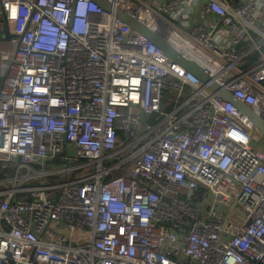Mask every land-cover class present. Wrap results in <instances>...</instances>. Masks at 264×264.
Returning <instances> with one entry per match:
<instances>
[{"label":"built area","instance_id":"obj_1","mask_svg":"<svg viewBox=\"0 0 264 264\" xmlns=\"http://www.w3.org/2000/svg\"><path fill=\"white\" fill-rule=\"evenodd\" d=\"M103 1L0 0V264H264V0Z\"/></svg>","mask_w":264,"mask_h":264},{"label":"water","instance_id":"obj_2","mask_svg":"<svg viewBox=\"0 0 264 264\" xmlns=\"http://www.w3.org/2000/svg\"><path fill=\"white\" fill-rule=\"evenodd\" d=\"M102 5L105 6V2L103 0H94ZM107 7V6H106ZM117 15L122 18L125 22L129 23L133 28L141 31L144 35L148 36L151 40L154 41V43L161 47L166 53H168L173 62L178 63L182 67L194 72L203 82L208 81V76L206 73H204L203 69L199 67L197 64H194L192 62L187 61L182 55L174 52L171 50V48L167 45V43L161 38H157L148 31L143 25L139 23V21L129 15H127L124 11L118 9ZM138 21V22H137ZM0 39L9 41L11 39V35L9 33L8 24L6 17L3 16L0 20ZM4 82V76L0 75V89L2 88ZM214 89H217L218 87L216 85H212ZM223 93V92H222ZM227 100L233 102L237 107L242 109L244 114L247 115L249 120H251L255 128H257L262 135L264 136V118L257 115L248 105L240 102L236 98H233L232 96L226 95Z\"/></svg>","mask_w":264,"mask_h":264},{"label":"trees","instance_id":"obj_3","mask_svg":"<svg viewBox=\"0 0 264 264\" xmlns=\"http://www.w3.org/2000/svg\"><path fill=\"white\" fill-rule=\"evenodd\" d=\"M260 61V53L258 51H255L251 54H249L242 63V66L246 67V68H251L253 66H255L256 64H258Z\"/></svg>","mask_w":264,"mask_h":264},{"label":"crops","instance_id":"obj_4","mask_svg":"<svg viewBox=\"0 0 264 264\" xmlns=\"http://www.w3.org/2000/svg\"><path fill=\"white\" fill-rule=\"evenodd\" d=\"M1 19H2V15L0 14V20ZM11 47H12V45H11L10 41L0 39V51H2L4 49H9Z\"/></svg>","mask_w":264,"mask_h":264},{"label":"bare ground","instance_id":"obj_5","mask_svg":"<svg viewBox=\"0 0 264 264\" xmlns=\"http://www.w3.org/2000/svg\"><path fill=\"white\" fill-rule=\"evenodd\" d=\"M142 16H143V18L146 19L149 23H151V21H152V14H151L149 11H144V12H142ZM137 22H138V21H137ZM153 35H154L155 37L161 39L160 36H157V35H155V34H153Z\"/></svg>","mask_w":264,"mask_h":264},{"label":"rangeland","instance_id":"obj_6","mask_svg":"<svg viewBox=\"0 0 264 264\" xmlns=\"http://www.w3.org/2000/svg\"><path fill=\"white\" fill-rule=\"evenodd\" d=\"M152 1H154V0H152ZM70 176H71V177H75V176H76V173H75V172H71ZM195 198L198 199V196L195 197Z\"/></svg>","mask_w":264,"mask_h":264}]
</instances>
